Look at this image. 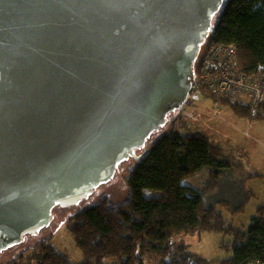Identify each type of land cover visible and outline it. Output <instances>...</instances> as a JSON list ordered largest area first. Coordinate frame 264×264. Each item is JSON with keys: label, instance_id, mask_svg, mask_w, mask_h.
<instances>
[{"label": "water", "instance_id": "95a60500", "mask_svg": "<svg viewBox=\"0 0 264 264\" xmlns=\"http://www.w3.org/2000/svg\"><path fill=\"white\" fill-rule=\"evenodd\" d=\"M223 1L0 0V251L140 160Z\"/></svg>", "mask_w": 264, "mask_h": 264}, {"label": "trees", "instance_id": "16d2710c", "mask_svg": "<svg viewBox=\"0 0 264 264\" xmlns=\"http://www.w3.org/2000/svg\"><path fill=\"white\" fill-rule=\"evenodd\" d=\"M205 40L195 61L204 59L209 42H219L236 46L237 64L245 73L264 70V0H224ZM230 106L236 114L248 115L246 108ZM260 111L255 118H264V107ZM237 168L198 132H161L128 168L124 200L111 203L104 196L69 218V232L82 255L78 264H264V204L257 206L246 228L236 230L217 209L227 202L210 205L181 184L208 169L211 181L221 186L224 173ZM260 178L264 185V175ZM201 233L230 236L220 247L231 256L205 260L184 246L171 248L173 238ZM7 264L74 263L44 240Z\"/></svg>", "mask_w": 264, "mask_h": 264}, {"label": "rangeland", "instance_id": "374dc122", "mask_svg": "<svg viewBox=\"0 0 264 264\" xmlns=\"http://www.w3.org/2000/svg\"><path fill=\"white\" fill-rule=\"evenodd\" d=\"M203 49L202 44L201 51ZM189 104L190 106L181 112L179 122L176 119V122L172 123L175 115L179 118L178 111L169 114L167 124L152 133L143 147L134 152V156L143 155L144 150L149 148V144L161 132H170L168 130L171 123L172 125L176 123L174 130L176 132L200 133L210 143L217 145L223 155L236 163L238 168L224 173L221 186H216L211 181L208 169H203L197 175L183 180L181 184L202 194L210 205H215L219 201L227 202L223 206L217 205L226 223L236 230L246 228L255 216L257 206L264 204V185L260 178L264 175V118H251L249 113L247 116L238 115L230 106L232 104L214 98L203 89L192 91ZM133 161L134 158H129L118 164L111 179L95 187L94 193L88 194L84 200L70 206H54L50 213L53 220H50L47 226L35 233H24L19 244L0 251V264L11 262L44 240L50 241L60 252L68 256L72 263L81 262L82 255L75 247L68 229L69 218L96 205L104 196L108 197L111 203L124 200L127 170ZM230 240V236L218 233H201L177 236L171 240L170 245L172 249L184 246L193 255L205 260H215L231 256L230 250L220 247L222 241Z\"/></svg>", "mask_w": 264, "mask_h": 264}, {"label": "built area", "instance_id": "2783aa9c", "mask_svg": "<svg viewBox=\"0 0 264 264\" xmlns=\"http://www.w3.org/2000/svg\"><path fill=\"white\" fill-rule=\"evenodd\" d=\"M210 32L206 40H208ZM200 61V60H199ZM195 61L189 93L181 106L175 110L181 119V112L190 106L192 91L207 90L214 98L230 104L245 107L251 118L261 113L264 107V70L247 74L237 64V48L233 44L209 42L204 59ZM170 124L168 131H174L176 123ZM172 125V126H171Z\"/></svg>", "mask_w": 264, "mask_h": 264}]
</instances>
